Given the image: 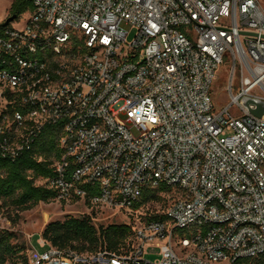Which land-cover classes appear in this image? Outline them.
Segmentation results:
<instances>
[{"label":"built area","instance_id":"2783aa9c","mask_svg":"<svg viewBox=\"0 0 264 264\" xmlns=\"http://www.w3.org/2000/svg\"><path fill=\"white\" fill-rule=\"evenodd\" d=\"M30 1L22 26L12 24L26 13L5 27L10 12L0 19V156L16 158L61 124L56 175L39 183L58 202L138 219L127 223L125 253H78L41 238L46 249L30 251L29 263L264 256V112L245 102H264L259 0ZM225 64L229 101L219 106L211 86ZM161 185L159 208L135 209L146 187ZM148 211L164 219L142 221Z\"/></svg>","mask_w":264,"mask_h":264},{"label":"trees","instance_id":"16d2710c","mask_svg":"<svg viewBox=\"0 0 264 264\" xmlns=\"http://www.w3.org/2000/svg\"><path fill=\"white\" fill-rule=\"evenodd\" d=\"M32 10L30 0H12L10 15H20ZM62 125H47L34 140L30 149L22 151L16 158L0 156V214L5 210H15V216L9 219L15 224L19 212L33 209L39 203H51L56 200L55 189L40 184V180L52 179L56 175L54 160L61 157L63 151L58 146ZM167 188L146 187L141 200L135 204V209L151 202H160L161 192ZM65 202V201H62ZM93 216H67L63 221L55 220L47 223L41 231V238L52 246L60 249H70L78 253H93L107 250L115 253H125L132 243L133 229L129 224H110L95 226ZM164 219L162 215L148 211L142 221ZM15 233L0 230V264L13 261L17 264L29 263L24 246L14 243ZM251 264H264V256L250 260Z\"/></svg>","mask_w":264,"mask_h":264},{"label":"rangeland","instance_id":"374dc122","mask_svg":"<svg viewBox=\"0 0 264 264\" xmlns=\"http://www.w3.org/2000/svg\"><path fill=\"white\" fill-rule=\"evenodd\" d=\"M12 0H0V19L6 18L7 13L10 12ZM260 6L264 11V0H259ZM28 18V14H24L19 20L14 21L12 26L20 27L25 23ZM129 29V28H128ZM228 64L222 66L215 74L216 79L211 86L212 98L219 106L225 105L229 101V97L224 92L229 80L227 77ZM235 90V89H234ZM160 202L146 204L142 208L149 206L150 209L159 208ZM16 211L5 210L0 214V230L6 229L15 233L14 243L24 246L25 254H30V251L36 249L43 251L46 248L40 245L41 231L45 225L51 221L61 220L63 221L67 216L82 217L84 215L93 216L92 222L95 226H107L110 224H127L134 223L138 218L128 217L126 213H118L113 210L105 208L90 209L83 202H58L57 200L51 203L41 202L33 209L19 212V219L15 224L9 219V215L15 216ZM142 218L144 215H141ZM136 218V219H135ZM141 219V218H140ZM157 248L150 247L149 252H157ZM156 256H149V259L153 260ZM8 264H14L10 261ZM17 264H23L22 261H18Z\"/></svg>","mask_w":264,"mask_h":264},{"label":"water","instance_id":"95a60500","mask_svg":"<svg viewBox=\"0 0 264 264\" xmlns=\"http://www.w3.org/2000/svg\"><path fill=\"white\" fill-rule=\"evenodd\" d=\"M16 18V15H10L8 16L4 21L1 22V26L5 27L9 25L14 19ZM251 101H253L257 105L256 110H252V113L261 116L264 112V102L260 100H252V99H246V104H249Z\"/></svg>","mask_w":264,"mask_h":264},{"label":"crops","instance_id":"0c3cea01","mask_svg":"<svg viewBox=\"0 0 264 264\" xmlns=\"http://www.w3.org/2000/svg\"><path fill=\"white\" fill-rule=\"evenodd\" d=\"M41 233V232H40ZM40 239H41V237H40Z\"/></svg>","mask_w":264,"mask_h":264}]
</instances>
